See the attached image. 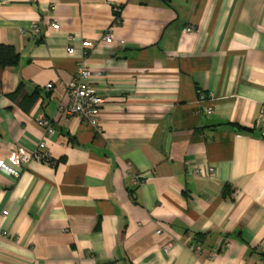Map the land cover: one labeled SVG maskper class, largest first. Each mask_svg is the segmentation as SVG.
I'll return each mask as SVG.
<instances>
[{
	"label": "crops",
	"instance_id": "obj_1",
	"mask_svg": "<svg viewBox=\"0 0 264 264\" xmlns=\"http://www.w3.org/2000/svg\"><path fill=\"white\" fill-rule=\"evenodd\" d=\"M1 45L0 161H48L0 172V264H264V0H0Z\"/></svg>",
	"mask_w": 264,
	"mask_h": 264
},
{
	"label": "built area",
	"instance_id": "obj_2",
	"mask_svg": "<svg viewBox=\"0 0 264 264\" xmlns=\"http://www.w3.org/2000/svg\"><path fill=\"white\" fill-rule=\"evenodd\" d=\"M54 10V8H51ZM53 29H58V24L56 22L51 24ZM193 28L191 26H187L182 30V36H188L192 33ZM114 40V36L106 35L103 38L105 43H111ZM82 49L92 48L93 44L90 42H83ZM75 53L73 48L67 49V54L72 55ZM86 54V52L84 53ZM93 76L92 72L88 70L82 63L78 64L75 75L71 81V83L66 88V93L69 97V104L66 107L61 109V113L64 116H72L78 117L79 119L86 122L89 126L93 128L99 127V118L102 114L105 100L101 95V90L94 84L90 82L91 77ZM47 89H52V84H47ZM200 100L205 99V94L199 95ZM206 112H211V108L205 109ZM260 128L262 132H264V116L260 117ZM39 125L44 128V130L48 134H52L53 130L50 127V123L45 119L40 120ZM45 143H40L37 146V151L32 154L26 152L19 153H11L8 156V161L11 164L7 165L3 161H0V172L5 173L6 175L18 178L19 171L15 169L21 165H27L31 160H35L38 162L48 161L47 155L45 153ZM14 166V167H13ZM16 166V167H15ZM8 215V211L0 210V217H6ZM160 234V232H157ZM165 247H170L169 242L165 244ZM218 249V248H217ZM195 252H201L200 247L194 248ZM208 257L211 256V253L206 252Z\"/></svg>",
	"mask_w": 264,
	"mask_h": 264
},
{
	"label": "trees",
	"instance_id": "obj_3",
	"mask_svg": "<svg viewBox=\"0 0 264 264\" xmlns=\"http://www.w3.org/2000/svg\"><path fill=\"white\" fill-rule=\"evenodd\" d=\"M162 1L165 2L167 0ZM18 62L19 56L12 47L2 45L0 46V68L15 66L18 64Z\"/></svg>",
	"mask_w": 264,
	"mask_h": 264
}]
</instances>
